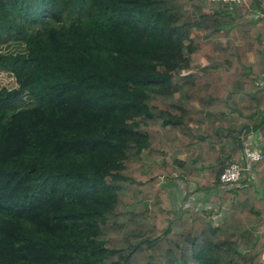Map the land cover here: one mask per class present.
I'll return each mask as SVG.
<instances>
[{"label": "trees", "instance_id": "obj_1", "mask_svg": "<svg viewBox=\"0 0 264 264\" xmlns=\"http://www.w3.org/2000/svg\"><path fill=\"white\" fill-rule=\"evenodd\" d=\"M245 8L0 0L17 83L0 87V264H264V149L211 212H175L167 191L217 186L264 135L263 30L181 76L195 30L215 40L250 10L264 23L261 0Z\"/></svg>", "mask_w": 264, "mask_h": 264}, {"label": "built area", "instance_id": "obj_2", "mask_svg": "<svg viewBox=\"0 0 264 264\" xmlns=\"http://www.w3.org/2000/svg\"><path fill=\"white\" fill-rule=\"evenodd\" d=\"M213 2H228L235 5L249 6L250 0H211ZM258 16V14L256 13ZM264 31V23L261 25ZM263 153L262 148L252 142L249 137L243 146L242 153L239 158V162L231 163L220 175L219 183L217 186L203 190L198 188L197 184L190 182L191 186L185 190L183 182L186 183L185 179H176L177 184L182 186V196L174 199L173 211H190L196 212L204 210L211 212L214 210L217 201H219L220 192H226L233 187L237 186L242 179V173L250 169L254 161L262 159Z\"/></svg>", "mask_w": 264, "mask_h": 264}, {"label": "rangeland", "instance_id": "obj_3", "mask_svg": "<svg viewBox=\"0 0 264 264\" xmlns=\"http://www.w3.org/2000/svg\"><path fill=\"white\" fill-rule=\"evenodd\" d=\"M245 7L246 6L244 5H238V8L242 13L244 12L245 9H247ZM250 11L252 12V17H253L252 20H250L249 22L250 24L247 23V19H244L242 22H240L239 25L234 26L233 28L235 29L233 30L234 31L233 33L234 35L236 34L235 36H238L240 38L241 32L243 30L248 29L250 31L253 27L256 26V22L254 21V19H256V11L255 10H250ZM228 31H230V29L225 32H228ZM201 38L202 36L200 35H197L196 38L194 37V40H196L197 42H196V50L194 51L195 57L193 58V67L189 70V72H186L183 70L181 72V76L187 77L189 75L198 73L199 70L197 67L200 66L202 63H204L203 58H205L207 53H211L212 48L208 46L207 49H204L202 42H200ZM16 86H17V83L15 82V79L11 74H9L6 71H0V87H6L8 89H11ZM142 156L145 157V153H143ZM183 186H184V189L187 190L190 188L191 184L190 182L187 181L186 183L183 182ZM167 191L169 192L171 191L174 193V199H177L179 196H182V192H183L182 186L179 183L177 184L176 179H173L172 181H170V185L167 186ZM217 194H220L219 199L225 196V192H220ZM217 207H218V204H216L214 209H216ZM217 219L220 220L219 218Z\"/></svg>", "mask_w": 264, "mask_h": 264}, {"label": "crops", "instance_id": "obj_4", "mask_svg": "<svg viewBox=\"0 0 264 264\" xmlns=\"http://www.w3.org/2000/svg\"><path fill=\"white\" fill-rule=\"evenodd\" d=\"M261 3L264 6V0H261ZM247 23L250 24L249 21ZM239 24L240 23H238V25ZM234 29L235 28H232L228 32H224V31L220 32L218 34L217 39H215V40L206 39L205 35H204V32L197 31V30L193 32L192 37L196 38L197 35L202 36V38L200 39L201 40L200 42H202L204 49H207L208 46H209L213 50V47L215 48V47L224 46L225 44H227V41L230 40V39L234 40L237 44H241L242 43V34H241L240 38L238 36H235L236 34L234 35V33H233ZM261 30H262L261 24L256 22V26L253 27L249 32H250L251 36H254V37L256 36L257 37V35L260 33ZM196 42L197 41L195 40V43ZM211 53H212V51H211ZM211 53H207V54H211ZM194 57H195V55H194V53H192V58H194ZM203 60H204L203 61L204 63H202L200 66H202V65H204L206 63L205 58H203ZM250 137H251V140H252L253 143H255L256 145H259L262 149H264V135L261 134V136H260V134H258V132H256V133L252 134ZM217 204L219 205V201H218ZM217 218H219L221 221L223 220V217L221 215H218Z\"/></svg>", "mask_w": 264, "mask_h": 264}]
</instances>
